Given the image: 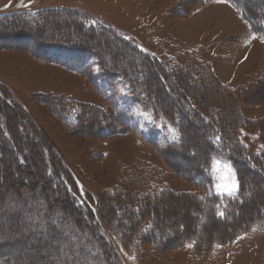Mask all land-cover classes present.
<instances>
[{
  "label": "trees",
  "instance_id": "16d2710c",
  "mask_svg": "<svg viewBox=\"0 0 264 264\" xmlns=\"http://www.w3.org/2000/svg\"><path fill=\"white\" fill-rule=\"evenodd\" d=\"M201 1L198 0L195 7L203 5ZM225 1L237 10L255 35L264 36V14H257L255 2ZM182 7V4L179 5L182 13H186ZM55 17L68 18L63 22L65 31L57 28L54 32H48V20ZM97 21H92L84 11L48 8L32 14H4L0 19V31L14 34L15 39L22 43L32 38L31 44L13 48L30 50L37 58L87 75L89 80L95 78L94 74H89L95 63L106 78L104 81L107 85L114 80L127 83L131 95L141 106L152 110L156 117H163L178 126L180 136L177 140L163 142L145 139L161 156L164 166H154L153 172L149 171L150 175L137 169H127L129 173L120 187L95 196L79 186L53 144L31 121L23 117L26 115L24 108L9 98L6 85L0 83V186L3 187L0 191V206L6 199L11 203V208L14 205L13 217L6 222L0 221V225L15 224L16 218L28 213L31 217L20 227L34 228L30 232L34 238L36 235H50L53 241L59 239L67 243L61 252L64 258H72L70 264H125L121 250L129 253L134 251L139 256L145 245H151L157 254H163L166 249L174 251L176 246L184 247L192 243L198 255L205 256L211 253L214 243L230 244L244 232L264 230V192L260 193L264 191V124H261L260 119H247L241 110V104L245 103L243 91L253 88V83L237 92L235 88L220 82L210 66L200 67L201 59L194 55V50H184L173 62L168 63L146 51L127 34ZM98 38L104 39L102 43ZM113 43L124 47L134 58L123 59L121 51H116L115 57L108 55L107 59L103 48H110ZM198 69V74L194 73ZM193 80L199 82V88ZM204 83L216 88V91L218 87L220 100L217 103L216 100L212 102L207 95L206 98L201 96L200 86ZM240 97L243 98L239 101ZM167 100L171 101V105H167ZM68 102L69 99L58 97L52 99L50 105L54 112L57 110L64 121L77 130L101 129L94 131L98 134L97 138L140 131L133 117L111 104L101 107L81 103L78 109L71 110ZM10 115H13L12 119ZM121 119L124 125H114ZM195 126L201 127L204 132V156L196 161L197 168H191L189 173L176 167L170 157L174 155L184 161L181 149L187 150L190 156L195 155L197 148L186 142L187 129ZM256 128H260V133L254 140L262 142L258 149L255 141L247 136ZM242 132H245L244 136ZM216 137H220V140L217 141ZM215 156L228 159L235 168L239 180V190L235 196L220 195L215 191L212 173ZM5 160L7 162L3 164ZM36 166L40 177L33 184H37L40 193H35L31 188L13 186L12 182L16 179L23 185L29 182L25 175L32 174L31 168ZM19 170L23 171L20 175ZM167 176L186 179L192 189L175 193L164 185ZM28 186L31 184L28 183ZM8 193L21 198L23 202L8 199ZM184 196L196 201L198 206H194L192 200L186 202L197 222L187 230L181 221L179 230L166 237L154 208L169 198L184 199ZM58 199L66 204L56 206ZM29 201L32 202L30 205L19 206ZM247 202L256 208L253 215L249 212V206H246ZM220 212L224 215L220 216ZM213 220L223 222L230 228L229 232L223 230V224L211 222ZM206 224L209 227L218 226L212 229L225 238L214 237L211 241L201 239L199 233ZM110 231L119 237L112 238ZM81 233L87 234L83 240L78 237ZM174 236L178 239L170 244ZM6 238L0 235V264H5L3 255L7 250H3L4 244L11 242ZM71 238L78 241L77 247L69 243ZM51 253L43 250L39 256L45 257ZM60 259L61 256L49 264H61Z\"/></svg>",
  "mask_w": 264,
  "mask_h": 264
},
{
  "label": "rangeland",
  "instance_id": "374dc122",
  "mask_svg": "<svg viewBox=\"0 0 264 264\" xmlns=\"http://www.w3.org/2000/svg\"><path fill=\"white\" fill-rule=\"evenodd\" d=\"M185 1L0 0V19L4 14L12 12L32 14L48 8H72L86 12L92 21L104 22L117 31L127 34L146 51L168 63L173 62V59L182 51L194 50V55L201 59L200 67L210 66L220 82L235 88L237 92L243 91L250 83H253L255 89L253 87L243 91L245 103L241 104V110L247 119H260L261 124H264V39H261L264 36L255 35L250 27L248 31L245 24L225 4L208 0L211 3L209 5L206 0H203L201 1L203 5L195 7L198 0ZM249 1L255 2L258 6L256 10L258 15L264 14L263 0ZM181 4L182 10L186 13H182L179 9ZM55 18L48 20V32H54L57 28L65 31L63 22L68 18ZM0 35L3 36L0 39V46H6L0 48V83L6 85L9 98L24 108L22 109L26 115L23 117L31 121L33 126L42 131L47 140L53 144L83 190L95 196L106 194L120 187L129 169L135 171L137 169L150 175L149 171L153 172L154 166L158 168L164 166L161 156L145 139L157 142L177 140L178 138L173 139V137L180 136L178 126L163 117H156L152 110L143 108L131 95L127 83L114 80L107 85L104 81L106 78L101 75L95 63L93 71L89 72L90 75L94 74L95 78L89 80L87 75L78 74L58 64L37 58L30 50L13 48V46L31 44L32 38L22 43L10 32L0 31ZM103 40L98 38L101 43ZM34 43L37 44L36 41ZM103 51L107 59L109 56L115 57L116 51H121L123 59L134 58L129 51L117 43H113L110 48H103ZM198 71L200 70L194 73L198 74ZM193 83L198 85L199 82L193 80ZM197 87L199 88V85ZM201 87L200 92L203 93L201 95L203 98L207 95L212 102L216 100L217 103L220 100L217 95L218 87L217 91L208 83H204ZM58 97L69 99L71 110L78 109L81 103L101 107L111 104L133 117L140 133L138 131L123 132L115 136L97 138L98 134L96 135L94 131H101V129L80 128L77 130L66 123L57 110L54 112L50 104L52 99ZM243 97H240L239 101ZM167 105H171V101L167 100ZM10 117L12 119L13 115ZM122 121L124 122L123 119L114 122V125H124ZM259 133L260 128H256L252 134L247 133V136L254 140ZM242 135L244 136L245 132H242ZM254 141L258 149L262 142ZM186 142L197 148L195 155L190 156L187 150L181 149L182 156L188 161H182L180 157L174 155L170 157V160L176 164V167L191 173V168H197L196 161L204 156L203 129L199 126L187 129ZM6 162V160L3 161V164ZM229 166L236 173L228 159L221 156L214 157L212 162L214 189L220 195L230 196L227 192L218 190L217 187L218 185L226 187L232 183ZM31 171L32 174L25 175L29 178V182L24 183L25 185L19 183L17 179L12 183L16 188H31L38 194L40 188L33 183L40 177V171L37 166L31 168ZM22 173V170L18 171V175ZM236 177L238 179L237 173ZM163 182L175 193L188 192L192 189L190 182L181 177L167 176ZM28 183L31 184L30 187ZM2 190L3 187L0 186V191ZM7 198L23 202L21 198L18 199L11 193H8ZM187 200H192L193 205L198 206L193 198L184 196V199L169 198L154 208L163 224L166 237H170L173 232L179 230L181 221L185 223L187 230L193 228L197 222L187 206ZM25 203L24 205L20 203L19 206L23 207L32 202ZM61 203L66 204L65 201L58 199L55 205L58 206ZM9 204L11 203L6 199V202L0 206L2 222L13 217L14 205L12 204L11 208ZM246 206L250 207L249 212L253 215L255 206L250 202H247ZM29 217L31 216L26 213L16 218L15 224L0 225V235L7 237L8 241L11 240L9 244H4L3 250H7L3 255L5 264H49L60 256L61 264H70L72 258H64L61 252L67 247V243L59 239L53 241L50 235L48 237L36 235L37 237L34 238L30 235L34 228L20 227L28 221ZM211 222L223 224L225 231L230 230L223 222L218 220ZM208 227L209 224H206L200 231L201 239L211 241L214 237H224L212 227L209 229ZM109 233L112 238L118 236L117 233L116 235L111 231ZM78 237L83 240L87 234L81 233ZM177 239L175 236L172 237L170 244H174ZM77 242L75 238L69 241L74 244V247H77ZM43 250L52 253L41 257L39 254ZM121 254L125 264H264V230L254 229L244 232L230 244L214 243L211 253L205 256H199L192 243H187L184 247L176 246L174 251L166 249L163 254H157L151 245H145L143 253L139 256H136L134 251L129 253L121 250Z\"/></svg>",
  "mask_w": 264,
  "mask_h": 264
},
{
  "label": "snow or ice",
  "instance_id": "6c2138e0",
  "mask_svg": "<svg viewBox=\"0 0 264 264\" xmlns=\"http://www.w3.org/2000/svg\"><path fill=\"white\" fill-rule=\"evenodd\" d=\"M261 39H264V37H261ZM173 131H175L173 129ZM178 136H174L173 139H177ZM216 140L219 141L220 140V137H216ZM229 171L232 173V183L229 185V186H222V185H218V190H222L224 192H227L229 195H233L235 196L236 193L238 192L239 190V181L236 177V173L235 171L231 168V166H229ZM220 216H223L224 213L223 212H220L218 213Z\"/></svg>",
  "mask_w": 264,
  "mask_h": 264
},
{
  "label": "crops",
  "instance_id": "0c3cea01",
  "mask_svg": "<svg viewBox=\"0 0 264 264\" xmlns=\"http://www.w3.org/2000/svg\"><path fill=\"white\" fill-rule=\"evenodd\" d=\"M206 1L208 2V0H206ZM213 1H214V3L215 2L216 3L218 2V3H222V4L227 5L234 12V14L236 15V17L245 24V27L249 31L248 24L241 18V16L237 13V10L230 3H228L225 0H213ZM205 4H207V3H205ZM208 4L211 5V3H209V2H208Z\"/></svg>",
  "mask_w": 264,
  "mask_h": 264
},
{
  "label": "bare ground",
  "instance_id": "6f19581e",
  "mask_svg": "<svg viewBox=\"0 0 264 264\" xmlns=\"http://www.w3.org/2000/svg\"><path fill=\"white\" fill-rule=\"evenodd\" d=\"M264 194V193H263ZM259 195V194H258ZM257 197V196H256ZM257 200V199H256ZM259 200V199H258ZM191 203V202H190ZM247 208V207H246ZM250 208V207H249ZM248 208V209H249ZM244 211H245V209H244ZM185 216V215H184ZM212 224V223H211ZM212 227H214V228H216V227H218V226H216V225H214V226H212Z\"/></svg>",
  "mask_w": 264,
  "mask_h": 264
}]
</instances>
